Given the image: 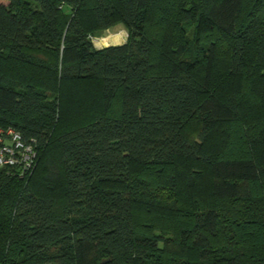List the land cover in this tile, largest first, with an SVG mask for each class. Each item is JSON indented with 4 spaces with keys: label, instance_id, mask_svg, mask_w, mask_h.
Returning a JSON list of instances; mask_svg holds the SVG:
<instances>
[{
    "label": "trees",
    "instance_id": "16d2710c",
    "mask_svg": "<svg viewBox=\"0 0 264 264\" xmlns=\"http://www.w3.org/2000/svg\"><path fill=\"white\" fill-rule=\"evenodd\" d=\"M0 61L35 151L0 169V264H264V0H0Z\"/></svg>",
    "mask_w": 264,
    "mask_h": 264
},
{
    "label": "rangeland",
    "instance_id": "374dc122",
    "mask_svg": "<svg viewBox=\"0 0 264 264\" xmlns=\"http://www.w3.org/2000/svg\"><path fill=\"white\" fill-rule=\"evenodd\" d=\"M164 0H154V4L155 5H161L162 2ZM68 10H66L67 12ZM117 37V39L115 41H113L112 43H109L110 45H106V43L103 40V37ZM128 39V32L127 30L124 28V26H122L121 24L116 25L115 27L105 30L103 32L97 33L95 35L92 36V43L94 45V47L98 50L100 49H104V48H108V47H112V46H120L123 45ZM6 63H4V61H0V71H4V69H6L7 67H5ZM12 67V66H11ZM13 69V67H12ZM17 68L14 67V71H16ZM45 69H40L38 67H30L27 71H23L22 74H25V76L27 78H31V80L37 81L36 83H40L41 85L45 86V87H50L51 85V80L49 79V75H47V73H42ZM21 73L20 70H18V74ZM47 75V76H46ZM24 76V77H25ZM222 81L219 79L218 81H221V87L223 90H227V88H236V80H225V78L221 77ZM239 82V81H238ZM75 90V89H74ZM77 91V90H76ZM77 93V92H76ZM82 95V94H81ZM72 104H74L76 106V104L79 103V101L77 100V97H73L71 101L67 102L66 104V114H65V120L71 121L73 120V118L76 117V113L74 111V109H72ZM257 115L258 119H257V125L262 121V119L264 118V107L256 109L255 111H249L246 116L247 117H251L252 115ZM253 126V132L257 133V130L255 128V124L252 123L251 124ZM248 130L250 132H252V128L251 126H249ZM222 137L220 135V128L218 129V131L216 132V134L212 137L211 142L209 144L210 148H214L216 146H218L221 141ZM263 153V152H261ZM260 153V154H261ZM190 194V193H189Z\"/></svg>",
    "mask_w": 264,
    "mask_h": 264
},
{
    "label": "built area",
    "instance_id": "2783aa9c",
    "mask_svg": "<svg viewBox=\"0 0 264 264\" xmlns=\"http://www.w3.org/2000/svg\"><path fill=\"white\" fill-rule=\"evenodd\" d=\"M35 158L32 146H25L12 129H0V169L21 165V174L30 172Z\"/></svg>",
    "mask_w": 264,
    "mask_h": 264
},
{
    "label": "bare ground",
    "instance_id": "6f19581e",
    "mask_svg": "<svg viewBox=\"0 0 264 264\" xmlns=\"http://www.w3.org/2000/svg\"><path fill=\"white\" fill-rule=\"evenodd\" d=\"M117 39V37L115 36H109V37H103L104 42L106 43V45H110L109 43H112L113 41H115Z\"/></svg>",
    "mask_w": 264,
    "mask_h": 264
}]
</instances>
